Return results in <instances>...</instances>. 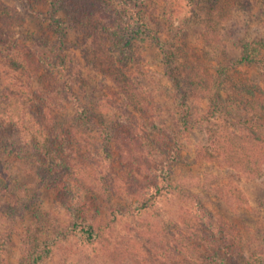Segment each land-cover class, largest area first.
I'll return each instance as SVG.
<instances>
[{
	"label": "rangeland",
	"instance_id": "374dc122",
	"mask_svg": "<svg viewBox=\"0 0 264 264\" xmlns=\"http://www.w3.org/2000/svg\"><path fill=\"white\" fill-rule=\"evenodd\" d=\"M0 2L16 20L10 28L0 22V55L24 66L6 73L0 65V170L11 179L9 193L0 195V242L8 264H27L25 253L46 245L50 258L43 264H264V168L258 178L246 177L215 146L228 132L238 134L236 122L264 100L262 0H234L223 36L211 37L200 23L211 5L202 0ZM93 21L136 34L127 55L109 57L132 92L122 90L113 67L103 63L113 42L102 40ZM253 42L257 61L240 64L241 46ZM55 44L64 54L61 69L53 66ZM174 45L192 55L209 86L187 102L195 106L187 127L178 124L183 111L162 61ZM242 80L251 92L246 103L238 93ZM67 90L84 107L83 122ZM104 126L137 128L140 136L102 143ZM145 143L158 153L143 155ZM161 169L197 204L168 191L141 209L161 187ZM3 178L0 173V191ZM233 185L247 204L229 210L219 191ZM67 205L92 225L94 242L81 234L53 241L70 225ZM3 212L15 219L2 218ZM189 216L211 241L194 240L195 254L177 240L188 236L183 221ZM219 220L238 231V251L221 235L214 238Z\"/></svg>",
	"mask_w": 264,
	"mask_h": 264
},
{
	"label": "trees",
	"instance_id": "16d2710c",
	"mask_svg": "<svg viewBox=\"0 0 264 264\" xmlns=\"http://www.w3.org/2000/svg\"><path fill=\"white\" fill-rule=\"evenodd\" d=\"M50 1H52L54 4L58 2V0ZM202 1H204L205 3L207 2L211 5L210 9L205 12L204 15H202V17L200 18V23L203 26L204 35L206 37H211L212 35L216 36L218 34L223 36L224 21L227 19L224 14L227 13V11L231 10V5L234 0ZM262 1L264 5V0ZM85 19L86 18H84V20ZM15 21L16 20L10 13L9 8L4 6L0 2V22L6 25V27L10 28L13 26V24H15ZM92 23L93 25L91 27L97 32V34H103V36H105V38H102L104 42L106 40L113 42L112 46L109 48V51H106L107 53L105 52L103 61V63H110L109 66H111L112 68L113 66L111 65V63L113 61L109 59L110 54H116L115 56H117L118 54L119 57H124V55H127L130 48V43L136 34L130 33L129 31L119 26V24H116L114 22H103V24H100V22L93 21ZM147 35L154 39V36H151L150 33H147ZM220 38L222 39V37ZM253 45H255L254 42L251 44H243L241 46V54L239 58L240 64H249L257 61L256 55L252 53L254 49L251 48V46L253 47ZM54 51L55 56L53 58V66L56 69H61L64 67L65 59L60 45L55 44ZM0 61V65L4 67L6 73H10V71L16 70L19 71L24 68V66L20 64L22 62H20L16 67L15 59L14 62L12 61L13 64H11L3 61V58L0 55ZM162 61L164 65V73L170 81L173 89L177 92L179 105L181 107V110L183 111L182 115L178 119V124L181 127H187L191 124L194 115L192 109L195 107L192 104L188 105L187 102H189V99H192L195 95L197 97H201L203 94L209 92L208 81L202 71V68L195 62L192 55L190 56L187 52L184 51L182 46L174 45L173 48L165 51ZM102 68H105V65L99 66V69H101V71H104ZM112 70L115 71L112 73V76L115 79L117 78L116 81L120 88L124 91L128 90L132 92L130 86L124 84V82L119 79L120 77L119 75H117V71L114 69V67ZM239 79L241 80V78ZM240 83L241 85L238 89V93L246 103L248 96H251V92L249 91L248 86L245 84V81L242 80ZM66 87L68 89V86ZM67 93L69 95V101L72 102V104L79 111L76 117L77 122H83L85 113L84 107L80 104L78 99L69 92V90H67ZM248 103L251 107L252 103H250L249 101ZM261 104V107L254 106L256 109H254L251 114H246L244 118L236 122L234 132H237L238 134L228 132L222 138H219V140H217L215 143L220 157H222V159L229 166L243 172L246 177L250 176L253 178H258L262 174V170L264 168V100L261 101ZM211 106L213 108L215 107L213 102H211ZM137 130V128H133L129 129L130 133H127L128 130L124 132H118L114 131V129L110 128L109 126H104L98 131V136L102 143H109L112 140H116L118 135L122 142L125 140L136 141L140 136L138 135L139 132L137 133ZM81 136L82 135L80 134V137ZM143 145H145V147L141 150V153L143 155H146L144 151H150L149 155L151 156L158 153L156 149H154L155 152H152L151 143H145ZM158 172L162 185L161 187L155 189L150 198L142 202L141 209H148L150 207V203L153 200L160 197L162 195V192L168 191H175L179 200L184 203L191 201L193 204H197L195 196L180 190L176 186V184H173L170 179L169 170L161 169ZM0 173L2 174V177H4L3 180L6 182V186L2 188V190L0 191V195H7L10 191L11 179L9 178L7 172H5L4 170L1 169ZM219 193V197L229 210H236L247 204L245 195L235 185L227 187L224 190H220ZM25 205L26 204H24V206ZM197 208L200 209L199 207ZM7 209H10V211H12V208L7 207ZM67 212L70 215V225L65 231L58 232L53 241L66 240L69 237L75 236L76 234H81L87 242H94V240L96 239V231L94 230L92 225L86 226L82 222H80L72 207L68 206ZM7 213L3 212L1 214V217L7 219L8 215H10L13 217V219H15L14 216L10 214V212ZM183 223L188 236H179L177 240L179 241V245L184 250L195 254L194 240H199L203 243L206 242L207 244H211V241L203 235V233L199 229V226L195 223V221H193V219H191L190 216L186 220H184ZM215 228L216 230H218L214 235V238L217 234L218 236L221 235L223 240L229 243L231 251H238L239 248L242 247L243 242L238 231L234 229L230 224L225 221L219 220V222L215 224ZM2 245L3 244H1L0 242V264H8L3 257ZM214 246L218 247L217 241L215 242ZM50 251V245L44 246L43 249L36 248L32 249L31 251L29 250L25 253V262L27 264H43L44 261L50 258Z\"/></svg>",
	"mask_w": 264,
	"mask_h": 264
}]
</instances>
